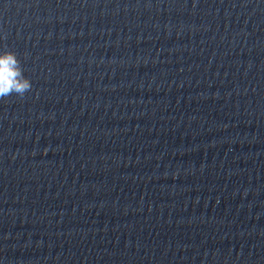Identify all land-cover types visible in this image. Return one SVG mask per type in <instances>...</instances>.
<instances>
[{"label": "clouds", "instance_id": "1", "mask_svg": "<svg viewBox=\"0 0 264 264\" xmlns=\"http://www.w3.org/2000/svg\"><path fill=\"white\" fill-rule=\"evenodd\" d=\"M31 87V82L23 76L16 55L12 52L0 55V99L12 94L22 97Z\"/></svg>", "mask_w": 264, "mask_h": 264}]
</instances>
